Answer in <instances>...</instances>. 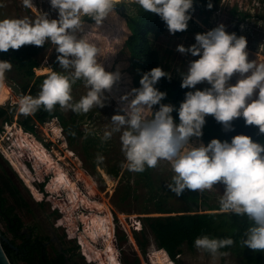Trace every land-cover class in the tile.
<instances>
[{
    "label": "rangeland",
    "instance_id": "rangeland-1",
    "mask_svg": "<svg viewBox=\"0 0 264 264\" xmlns=\"http://www.w3.org/2000/svg\"><path fill=\"white\" fill-rule=\"evenodd\" d=\"M32 3V7H25L23 0H0L3 5L0 7V19L28 17L35 20L44 13L49 19L58 18V12L51 8L50 0H32ZM114 5V12L99 29L93 28L94 20L85 17L84 33H77L82 36L91 31L86 38L97 42L100 49L98 62L107 72L120 74L112 90L105 91L107 99L103 108L94 107L87 113H75L58 105L65 123L61 117L55 116L44 123L36 122L34 131H29L24 129L21 123L24 115L19 113L17 107L21 96L5 80V86L0 87V107L7 103L15 106L13 111L6 106L7 120L0 118V189L5 199L2 210L5 211L13 203V182L10 181H14L28 195L29 206L38 210L35 216L17 208L15 212L21 215V229L30 228L37 222L40 224L39 220L43 218L51 233H63L64 245L76 247V254L72 258L79 264H170L164 260L147 225L140 227V224H146L144 218L185 212H218V201L224 185L218 183L211 191L186 190L177 197L167 187L174 175L167 161H160L156 168H146L142 173L129 171L121 150V133L113 132L110 139H105V133L113 128L111 117L123 114L119 111L123 107L120 97L130 93L133 88H139L141 79L130 67L126 48V38L131 31L129 25L141 6L134 0H114ZM189 14L191 19L186 31L173 35L167 29L159 35L151 33L148 36L151 46L157 51L158 66L167 74L182 81L190 62L200 57L190 53L181 54L177 46L191 47L196 43V34L206 33L220 24L229 34L235 33L236 28L238 37L247 39L249 61L264 63V0H219L208 13L199 14L194 10ZM45 44L37 55L39 65L34 68V75L16 79L18 84L26 81L31 86L38 76L52 71L53 63L57 72L68 74L57 61L55 45L51 42ZM240 78L236 73L229 83L235 85ZM210 87L204 81L195 88L187 89L188 92H195ZM88 90L83 80L76 81L72 85L73 102H78ZM23 96L28 95L23 92ZM257 96L258 90L252 99ZM160 103L168 105L162 100ZM159 106H153V114L159 110ZM16 140L20 145L29 146L32 158L20 153L18 147L10 152L6 150L10 141L19 144ZM190 143L207 146L201 137H193ZM98 157H103V160ZM40 183H43L49 196L41 192ZM189 197L196 199L197 203L193 204ZM61 205L66 210L65 215L59 210ZM9 225L10 221L0 213L2 236L21 243L23 237L15 236ZM136 233L147 241L146 256L138 249ZM123 235L124 238H119ZM82 242L86 252L80 247ZM243 251L256 252L241 245L237 253L222 252L224 255L219 258L218 264H244ZM92 254L101 263L93 260ZM209 260L207 254L202 256L195 246L190 249L184 244L178 263L209 264ZM11 263L29 264L22 258H16Z\"/></svg>",
    "mask_w": 264,
    "mask_h": 264
},
{
    "label": "clouds",
    "instance_id": "clouds-1",
    "mask_svg": "<svg viewBox=\"0 0 264 264\" xmlns=\"http://www.w3.org/2000/svg\"><path fill=\"white\" fill-rule=\"evenodd\" d=\"M143 10L158 15L170 34L186 31L191 19L193 0H134ZM25 7H32V0H23ZM57 19L46 13L32 20L25 18L0 19V52L19 50L25 45L42 47L46 42L55 45L57 61L68 74L51 72L41 85L36 97L21 96L18 111L29 116L43 108L51 114L56 105L75 113H87L94 107L105 106V91H111L120 74L107 72L98 62L100 49L84 33V18L95 21L99 29L104 20L114 12V0H50ZM0 7H3L0 4ZM211 8L212 4L209 3ZM196 43L189 48L177 46L181 54L190 53L200 58L190 62L183 77L182 88H195L207 81L210 88L186 93L178 109L179 124L171 115L172 105L161 104L166 93L155 85L167 74L155 67L145 72L140 87L120 97L123 107L111 117L113 128L105 133L110 139L113 132H120L121 150L129 171L142 173L146 168H156L160 161L171 165L174 175L168 189L177 197L188 191H211L218 183L224 185L219 197L220 214L246 216L251 226L241 241L243 247L264 251V145L249 136L236 135L231 142L212 139L205 146L190 143L193 137L202 136L206 116L211 115L231 129V122L243 117L246 125L258 126L264 134V63L248 60L247 39L229 34L223 24L195 36ZM12 63L0 60V84L5 74L12 70ZM239 73L235 85L229 83ZM83 80L89 89L78 102H73L72 85ZM258 96L252 99L255 91ZM132 97L129 99V97ZM160 105L154 114L152 108ZM103 160V157H98ZM232 238H210L202 235L194 246L209 264H218L224 255L220 250L233 246Z\"/></svg>",
    "mask_w": 264,
    "mask_h": 264
},
{
    "label": "trees",
    "instance_id": "trees-1",
    "mask_svg": "<svg viewBox=\"0 0 264 264\" xmlns=\"http://www.w3.org/2000/svg\"><path fill=\"white\" fill-rule=\"evenodd\" d=\"M199 1L198 4H193V8L190 11L196 10L199 14L208 13L210 10L214 9L219 0ZM209 3L212 4L211 8L208 7ZM129 26L131 31L126 38V48L129 54L130 67L134 69L138 78H142L145 72H149L151 69L159 67L157 51L151 46L148 36L151 33L154 35L161 34L163 31L167 30V26L158 15L146 12L142 7H140V12L131 21ZM234 32L238 36L236 28ZM180 33L181 32H177L175 34ZM45 45L46 44L42 47L25 45L19 50L9 49L7 52H0V60L9 61L13 65L12 70L7 72L5 76H12L11 78L15 81L18 78L32 77L34 75V68L39 65L37 55ZM53 65L52 71L38 76L31 86H29L26 81H23L21 85L16 81L22 89V92H25L32 97H36L39 94L43 80L51 72H57L55 63H53ZM181 84L182 81L167 74L155 85L159 91L166 93V97L162 101L174 107V111L171 115L177 125L180 122L178 109L180 104L185 100L186 93L188 92V89L182 88ZM27 89H29L28 92H26ZM7 102H9L8 97ZM6 106L9 107L10 111H13L15 108L14 105H9L8 103ZM6 106L0 107V118L3 120L9 118ZM55 116L61 117L58 105L55 106V109L51 114L41 108L32 115L24 116L21 119V123L25 130L34 131L36 122L44 123ZM205 119L206 123L202 128L201 138L207 144L210 143L212 139H218L221 142H224L231 141L236 135H246L254 142L264 145V134L260 133L258 126L246 125L243 117L234 119L231 122V129L229 130H225L224 126L217 122L211 115L206 116ZM61 120L64 122L63 117H61ZM104 175L108 179V176L106 174ZM43 193L49 196V193L44 190ZM189 199L193 204L197 203L196 199L190 197ZM4 201L5 199L1 196L0 189V204L3 205ZM144 221L146 224H140V227L143 228L144 225H147L155 238L157 247L164 260L170 264H175L178 261V254L182 252V246L184 244L188 248L194 249L195 239L202 235H208L210 238H232L235 241L234 245L231 247H225L220 251L237 253L242 245L241 241L246 238L244 234L251 226V221H249L246 216L240 217L236 215L220 214L215 211L147 216L144 218ZM124 237L125 235L119 236V238ZM136 239L139 243L140 249L145 255L147 244L146 239L140 238L137 233ZM2 244L10 258L12 249L8 244L4 243V240H2ZM243 256H245V259L243 260L244 264H264V251H256L254 254L243 251Z\"/></svg>",
    "mask_w": 264,
    "mask_h": 264
},
{
    "label": "flooded vegetation",
    "instance_id": "flooded-vegetation-1",
    "mask_svg": "<svg viewBox=\"0 0 264 264\" xmlns=\"http://www.w3.org/2000/svg\"><path fill=\"white\" fill-rule=\"evenodd\" d=\"M10 182H13V191H11L13 203L9 205L5 211L2 210L3 205L0 204V213L4 218L10 221L9 229L14 235L23 237L21 243H16L14 240H4V243L8 244L12 249L10 254L11 261L14 262L16 258H22L29 264H79V261L72 258L76 254V247L74 245H64L62 241L63 233L59 235L55 234L54 231L51 233L43 218H40V224L37 222L36 225L33 224L30 228L21 229V215L15 212L17 208L31 212L35 216H37L38 210L33 206H29L28 195L24 192L23 187L17 182ZM42 184L43 183H40L39 189H41L43 193V190H46ZM43 194L45 195V193ZM44 199L43 197L42 200ZM137 244L138 249H140L138 241ZM141 253L143 254L142 250ZM181 253L182 252L178 254L177 263L180 261ZM105 255L106 259H108V255ZM144 256H146V254ZM93 260H95V258H93Z\"/></svg>",
    "mask_w": 264,
    "mask_h": 264
},
{
    "label": "water",
    "instance_id": "water-1",
    "mask_svg": "<svg viewBox=\"0 0 264 264\" xmlns=\"http://www.w3.org/2000/svg\"><path fill=\"white\" fill-rule=\"evenodd\" d=\"M200 1L199 0H193V4H198ZM5 81L7 83V85L9 87L12 88V90L19 96H23V92L21 91L20 86L11 78L9 77H5ZM2 240H6L7 239L5 237L2 236V234L0 233V264H12L11 260L9 258V256L7 255L4 246L2 244ZM11 246V244H10Z\"/></svg>",
    "mask_w": 264,
    "mask_h": 264
},
{
    "label": "built area",
    "instance_id": "built-area-1",
    "mask_svg": "<svg viewBox=\"0 0 264 264\" xmlns=\"http://www.w3.org/2000/svg\"><path fill=\"white\" fill-rule=\"evenodd\" d=\"M35 127H36V125H35ZM11 135H13L12 134V132H11ZM8 139L9 140H11V138L8 136ZM17 139V138H16ZM17 141V140H16ZM8 142V141H7ZM18 142V141H17ZM19 143V142H18ZM8 146H7V148H6V150L8 151V152H10V151H13L14 150V148L15 147H18V151L20 152V153H22V154H24V156H28L29 157V155H30V158H32V155L31 154H29L30 152V148H29V146L27 145V144H23V145H20V143L19 144H14V143H12L11 141L7 144ZM35 155V154H34ZM36 156V155H35ZM60 189V188H59ZM67 190V189H66ZM68 191V190H67ZM64 215H65V213H66V210H65V208H63V206L61 205L60 206V209H59ZM68 216V215H67ZM66 217V216H65ZM70 220V219H69ZM101 238V237H100ZM81 239H80V237H79V241H80ZM81 242V241H80ZM80 247H81V249L84 251V252H86L85 250V247H84V244H83V242L80 244ZM91 252V251H90ZM91 256V255H90ZM92 256L95 258V261L96 262H100V259H98V257L96 256V255H94V254H92ZM101 263V262H100Z\"/></svg>",
    "mask_w": 264,
    "mask_h": 264
},
{
    "label": "bare ground",
    "instance_id": "bare-ground-1",
    "mask_svg": "<svg viewBox=\"0 0 264 264\" xmlns=\"http://www.w3.org/2000/svg\"><path fill=\"white\" fill-rule=\"evenodd\" d=\"M5 85H4V83L2 84V86L0 85V87L2 88V87H4ZM7 87V86H6Z\"/></svg>",
    "mask_w": 264,
    "mask_h": 264
}]
</instances>
